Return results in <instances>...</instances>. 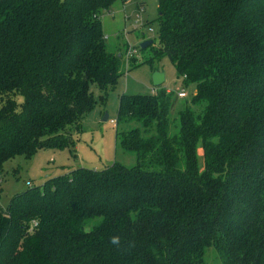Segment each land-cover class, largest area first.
I'll return each instance as SVG.
<instances>
[{"label": "trees", "instance_id": "obj_1", "mask_svg": "<svg viewBox=\"0 0 264 264\" xmlns=\"http://www.w3.org/2000/svg\"><path fill=\"white\" fill-rule=\"evenodd\" d=\"M114 2L0 0L1 172L17 155L72 150L92 85L106 102L123 73L102 27ZM158 7L159 41L141 63L167 56L196 83L178 129L167 88L120 95L117 137L136 164L77 167L14 194L0 264H205L211 245L222 264H264V0Z\"/></svg>", "mask_w": 264, "mask_h": 264}, {"label": "rangeland", "instance_id": "obj_2", "mask_svg": "<svg viewBox=\"0 0 264 264\" xmlns=\"http://www.w3.org/2000/svg\"><path fill=\"white\" fill-rule=\"evenodd\" d=\"M158 6L159 0H115L110 10L103 11L101 18L106 47L108 51L122 54V75L109 91L106 102L100 100L99 86L92 85L97 103L83 117L81 131L73 133L75 147L72 150L69 147L40 149L31 158L17 155L3 164L0 171V209L9 203L14 194L29 185H42L48 176L69 173L77 167L102 169L114 161L126 166L135 165L136 154L120 147L117 137L118 131L126 127L122 122H117L120 95L154 92L156 88L152 75L156 70L166 73V80L161 86L172 91L170 116L173 130L178 129L179 111L191 104L197 90L196 83H185L184 77L178 74L167 56L153 61L152 65L141 63L150 58L152 52L149 47L142 49L140 44L149 39L156 44L159 41ZM180 90H184L187 96L180 97ZM105 114H108V120H104ZM112 119L116 123H112ZM198 161L203 168L200 146ZM96 221V218L91 219L88 227ZM204 259L205 264H222L214 245L207 247Z\"/></svg>", "mask_w": 264, "mask_h": 264}, {"label": "water", "instance_id": "obj_3", "mask_svg": "<svg viewBox=\"0 0 264 264\" xmlns=\"http://www.w3.org/2000/svg\"><path fill=\"white\" fill-rule=\"evenodd\" d=\"M152 43H154L152 39L145 40L144 42H142V43L140 44V47H141L142 49H144V48L149 47ZM165 74H166V73H164V72H161V71H159V70H156V71L153 73V75H152V82H153V85H154V86H161V85L165 82V80H166V76H165ZM108 118H109L108 114H105V116H104V120H108Z\"/></svg>", "mask_w": 264, "mask_h": 264}, {"label": "clouds", "instance_id": "obj_4", "mask_svg": "<svg viewBox=\"0 0 264 264\" xmlns=\"http://www.w3.org/2000/svg\"><path fill=\"white\" fill-rule=\"evenodd\" d=\"M110 242H111V244H113V245L117 246V248H119L121 245V238L119 236H112L110 238Z\"/></svg>", "mask_w": 264, "mask_h": 264}, {"label": "built area", "instance_id": "obj_5", "mask_svg": "<svg viewBox=\"0 0 264 264\" xmlns=\"http://www.w3.org/2000/svg\"><path fill=\"white\" fill-rule=\"evenodd\" d=\"M142 9V8H141ZM154 92H156V90H154ZM178 95L180 96V97H186L187 96V93L184 91V90H180L179 92H178ZM111 122L112 123H116V121L115 120H111Z\"/></svg>", "mask_w": 264, "mask_h": 264}]
</instances>
